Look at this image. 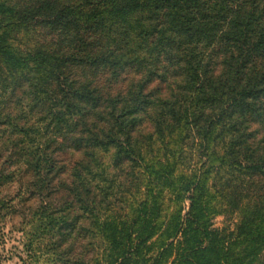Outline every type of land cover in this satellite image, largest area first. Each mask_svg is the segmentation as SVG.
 Returning a JSON list of instances; mask_svg holds the SVG:
<instances>
[{
	"label": "trees",
	"instance_id": "1",
	"mask_svg": "<svg viewBox=\"0 0 264 264\" xmlns=\"http://www.w3.org/2000/svg\"><path fill=\"white\" fill-rule=\"evenodd\" d=\"M8 216L46 264H264V0H0Z\"/></svg>",
	"mask_w": 264,
	"mask_h": 264
},
{
	"label": "rangeland",
	"instance_id": "2",
	"mask_svg": "<svg viewBox=\"0 0 264 264\" xmlns=\"http://www.w3.org/2000/svg\"><path fill=\"white\" fill-rule=\"evenodd\" d=\"M238 215H221L215 218V226H234ZM19 216L0 220V264H46V257L41 254L39 245L33 250L26 248V234L22 232ZM38 256H40L38 258Z\"/></svg>",
	"mask_w": 264,
	"mask_h": 264
}]
</instances>
